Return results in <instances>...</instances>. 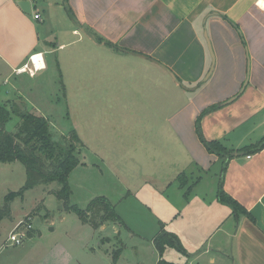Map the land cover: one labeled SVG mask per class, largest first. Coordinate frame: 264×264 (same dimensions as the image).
Here are the masks:
<instances>
[{
  "label": "crops",
  "instance_id": "obj_1",
  "mask_svg": "<svg viewBox=\"0 0 264 264\" xmlns=\"http://www.w3.org/2000/svg\"><path fill=\"white\" fill-rule=\"evenodd\" d=\"M30 1L32 10L27 13L17 0H0V104L11 109L17 102L15 86L7 87L9 80L24 74L16 70L38 52L43 53L45 66L29 76L59 71V89L75 97L67 73L77 72L80 49L92 52V76H96L92 97L123 96L131 81L142 92L144 112L152 109L160 114L161 104L171 106L163 125L168 134L158 135L172 139L183 155L132 157L134 166L121 165L130 195L150 192L157 201L155 236L164 225L189 252L183 255L168 247L159 261L264 264V148L242 152L228 162L223 189L241 207L234 212L218 198L222 159L207 150L196 131L201 112L220 104L201 118L207 139L242 149L264 138V0ZM36 13L40 18L34 17ZM96 158L107 165V157ZM150 162L155 168L162 163V168L158 171ZM9 164L24 171L17 161ZM48 186L39 197L44 200L41 216H36L26 240L36 253L35 263L113 264L106 259L102 242L90 246L89 239L95 245L94 226L79 216L66 217L72 211L64 206L60 220H52L47 229L36 227L42 215L52 217L46 200L52 189H58ZM137 201L150 203L143 196ZM76 226L91 233L75 235ZM100 226L104 230V222ZM83 253L92 260H82Z\"/></svg>",
  "mask_w": 264,
  "mask_h": 264
},
{
  "label": "rangeland",
  "instance_id": "obj_2",
  "mask_svg": "<svg viewBox=\"0 0 264 264\" xmlns=\"http://www.w3.org/2000/svg\"><path fill=\"white\" fill-rule=\"evenodd\" d=\"M79 51L80 54H77L78 57L75 59L77 72L73 75L67 73L68 84L72 87L71 92L77 94L75 97L65 96L63 88L59 89L62 86L59 71L39 73L36 77H30L29 73L21 76L12 75L7 87L15 86L14 101H17L15 103L21 102L28 110L43 115L50 121L56 139L72 138L73 130L79 136L80 141H76V144L81 163L69 176L68 205L85 209L91 200L103 196L115 206L121 218V221L110 219L101 221L99 214L93 215L100 224L92 229L96 239L93 241L95 245H92V239H89L90 246H97L102 242V251L106 259L109 258L113 264H159L160 253L153 241L155 236L153 230L155 226L158 228L157 201L153 200L154 196L150 192L130 195L127 187L128 176L123 173L121 165L128 162L129 167L134 166L136 160L132 162V157H143L145 160V157L183 155L180 146L175 145L172 139L168 136V139L166 137L164 139L163 134L161 138L158 135V132L168 134L167 127L163 125L171 106L169 107L167 103L161 104L163 108L160 114L153 113L152 109L144 112V106L140 103L142 92H137L135 87L137 82L131 81L125 84L126 93L122 94L123 96L92 97V77L96 78L94 74L92 76L94 55L92 52L89 53L90 51L82 50V53L81 49ZM65 68L68 71L67 67ZM101 68L103 69L100 74L104 73V66ZM132 72L133 69H129V74ZM126 75L123 74L124 77ZM12 119L14 121H9L7 125L9 131H14L19 122L18 116L14 113ZM96 157H107V165ZM9 163L12 162L0 160V208L5 204L6 194L19 190L25 182L24 165L19 162L24 169L21 173L20 169L10 168ZM150 165L154 164L150 162ZM161 168L162 163H158L155 169L159 171ZM146 170L153 171L149 168ZM136 178V175H132L131 179ZM48 185L58 190L60 188V184L55 181L26 190L25 195L17 196L11 201L10 215L0 219V264H36V253L29 247L30 240L21 245H10L7 238L13 225L25 219L26 213L30 212L32 218L40 215L44 200L39 197L42 195V188H49ZM56 191L52 189L46 200L52 217L47 213L36 222L38 223L36 227L41 230L49 228L52 220H60L64 216L62 212L64 201L56 195ZM142 196L150 203L147 205L139 203L137 199ZM66 217L71 219L77 218L78 215L70 212ZM102 222L105 224L104 230H100ZM79 227H75V235L86 237L91 233V230L89 232L81 228L78 230ZM81 259L89 261L92 260V256L83 253Z\"/></svg>",
  "mask_w": 264,
  "mask_h": 264
},
{
  "label": "trees",
  "instance_id": "obj_3",
  "mask_svg": "<svg viewBox=\"0 0 264 264\" xmlns=\"http://www.w3.org/2000/svg\"><path fill=\"white\" fill-rule=\"evenodd\" d=\"M98 41L103 39L96 37ZM110 46L116 47L113 43L106 41ZM214 104L204 109L196 120V131L201 142L211 153L218 155L222 159L220 173L218 198L221 202L229 205L234 212L241 210L238 202L228 195L223 189V177L227 169L228 162L240 153H256L264 148V138L256 145H249L242 149H231L221 140H209L204 136L201 118L207 112L219 107ZM19 118V122L14 131L7 129V124L12 118V114ZM72 138L56 139L53 135L50 121L43 115L29 111L24 105L15 103L11 109L0 104V160L2 162H21L26 169V181L17 191H10L5 196V204L0 208V219L5 215H10L11 201L17 196H23L26 190L38 185L50 184L57 181L60 184L56 195L64 201L65 209L75 212L83 221L90 222L97 227L100 222L93 215L99 214L101 221L113 220L121 221L119 214L105 197H96L90 201L85 209L75 205H68L70 193L69 176L72 170L81 163L78 156L76 141H80L79 136L73 130ZM188 193V192H187ZM186 193V194H187ZM161 230L154 237V244L160 255L166 248L170 247L183 255L189 252L180 237L173 231ZM118 252L116 253V255ZM159 264H174L162 258Z\"/></svg>",
  "mask_w": 264,
  "mask_h": 264
},
{
  "label": "built area",
  "instance_id": "obj_4",
  "mask_svg": "<svg viewBox=\"0 0 264 264\" xmlns=\"http://www.w3.org/2000/svg\"><path fill=\"white\" fill-rule=\"evenodd\" d=\"M36 19L40 18V14L34 15ZM45 66L44 55L42 52L34 53L29 57V61L22 67L16 70L17 73H29L31 76ZM25 219H21L15 224V226L9 232L7 241L10 245H21L29 236V231L34 229L35 218H32L30 213L25 216Z\"/></svg>",
  "mask_w": 264,
  "mask_h": 264
},
{
  "label": "water",
  "instance_id": "obj_5",
  "mask_svg": "<svg viewBox=\"0 0 264 264\" xmlns=\"http://www.w3.org/2000/svg\"><path fill=\"white\" fill-rule=\"evenodd\" d=\"M18 4L20 7L27 13H30L32 8H31V1L30 0H17ZM212 70V69H211Z\"/></svg>",
  "mask_w": 264,
  "mask_h": 264
},
{
  "label": "bare ground",
  "instance_id": "obj_6",
  "mask_svg": "<svg viewBox=\"0 0 264 264\" xmlns=\"http://www.w3.org/2000/svg\"><path fill=\"white\" fill-rule=\"evenodd\" d=\"M263 3V2H262ZM263 5H264V3H263Z\"/></svg>",
  "mask_w": 264,
  "mask_h": 264
}]
</instances>
